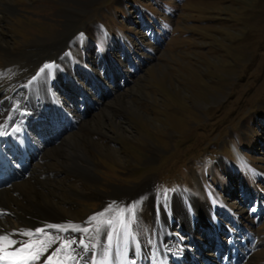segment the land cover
<instances>
[{"label": "rangeland", "instance_id": "374dc122", "mask_svg": "<svg viewBox=\"0 0 264 264\" xmlns=\"http://www.w3.org/2000/svg\"><path fill=\"white\" fill-rule=\"evenodd\" d=\"M10 108L27 115L3 135L29 156L0 198L17 221V202L83 222L101 196H136L124 210L152 253L141 264L163 232L191 251L184 264L226 252L264 264V0H0V119L14 121ZM63 149H81L91 173L68 172Z\"/></svg>", "mask_w": 264, "mask_h": 264}, {"label": "bare ground", "instance_id": "6f19581e", "mask_svg": "<svg viewBox=\"0 0 264 264\" xmlns=\"http://www.w3.org/2000/svg\"><path fill=\"white\" fill-rule=\"evenodd\" d=\"M24 96H26V93ZM28 105L30 104L28 103ZM9 113L11 114L12 120L14 121L8 122V120H6L7 117L0 119V131H3L4 133L8 130L10 125L13 126L19 123V121H24L27 117V115L24 116L25 117L24 119L21 113L19 114V116L17 115V113H11V108L8 113L6 112V115H9ZM32 117L34 119V116ZM32 117H28V118H32ZM66 132L67 131L65 130L64 134L63 133L62 134L67 135L65 134ZM60 135L61 134H59V136ZM40 137H42V135H40ZM11 139L12 138H9L8 136L0 135V159L3 161L2 163H4L3 166H0V198H2L4 191L8 189V184L10 182L13 183L14 181H17L16 177H14L13 174V172L15 171V168H13L15 167L14 164H18L20 161L21 163L23 162L27 163L25 160L27 159V157H29L27 155L28 153L26 154L25 151L16 152V149L14 148H12V151L6 149V146L3 145V142H9L11 141ZM22 141H25V139L18 141V143ZM61 141L62 143H64L65 140H63L62 138ZM26 144H29V141ZM63 150L65 151V152L62 151L63 155L67 157V159H69V163L66 165V170L68 172H71L73 174L76 173V175L79 174L84 175V177L91 173V164L89 162L90 160L81 149H79L78 152L76 151V153H73L74 151H69L65 149ZM100 150L102 152L107 153L106 148L104 149L101 148ZM18 155L19 158L16 160L15 156ZM5 158H8L6 160L8 163H6ZM82 160H84V162ZM10 168H13L14 171L10 172L9 171ZM23 168H27V164L24 165ZM23 168L21 167L20 169V173H22V175L25 170ZM30 168L33 169L32 171H35L36 165L35 164L34 166L31 165ZM3 173H6V176L2 177ZM26 177L28 179L31 178V176L29 175H26ZM138 191L140 192V195L143 194V191L140 190V188L138 189ZM117 196H121V194ZM101 198L103 200L102 207L95 214H92L91 217L85 214L86 216H84V218L86 220H84L83 222L77 221L76 218L73 216H68V217L65 216L56 204L51 202L49 203L45 202L41 198L40 200H35L31 202L30 209L24 206L22 203L17 202L16 211L19 212L18 213V216L20 218V222H19L14 218L15 213L14 211H12L13 209L12 210L6 209L7 204L5 205V203H3L2 200H0V203L3 205L0 206V210H1L0 235L13 234L11 235L10 238L15 242H19V241L32 242L34 244V251L37 248L41 247V245H39L36 242L45 239V236H50L52 238H55V243L49 241V243L46 245L47 251L44 252L43 255L39 257V259H36L33 262H29V264H141V262H144L145 256L147 257V255H149L150 257L152 253L150 250L149 253L147 252L146 255V252H144V248L141 247L142 245L139 243V241L133 240L131 235L132 231L126 223L127 216L129 215V212L127 210H124V213L122 214L121 217V220L125 221V225H127V228H125V226L122 224L118 226L117 239H115L112 248L110 247V245L108 246L106 240L107 228L109 226L108 221L109 220L113 221V216L117 213V211L124 209L125 208L124 205H126V203L129 202V200L136 198V196L135 197L131 196L129 198L119 197L118 199L113 196H101ZM7 211H9L12 215L6 214L5 212ZM100 213H104V215L101 216ZM93 216L97 217L95 221L91 219ZM49 225L64 226L67 230L59 231L55 228H49L48 227ZM40 228L45 229L44 234L33 235L31 237H27L19 234L20 232L23 231L34 232L36 229H40ZM84 228H87L88 231L83 232L80 230ZM81 239H83L84 241L83 245L80 244ZM96 239L99 241L100 247L98 249L92 248V245L89 244V242H93ZM64 241H71L72 243L70 246H66L62 248L58 253H56V255L52 257L51 261H48L47 257L51 255L52 251L55 248L60 247V245ZM218 242L220 245V240H218ZM85 245L87 246V249H85L84 247ZM20 246L21 245L18 243H13L11 247L4 246V251L14 252V250L19 248ZM179 247H181L180 242H178L174 238L169 237V235L166 234V232H163V236L157 238L153 245V249L155 250L157 256L152 257L151 260L152 264L167 263L166 253L168 252H174L172 253V255L178 256L177 257L178 262H176L177 264H184L185 261L191 262L193 260L191 251L182 247L181 250L182 252L178 254L175 252V250L180 249ZM204 247L207 246L204 245ZM129 250L132 251V256L127 255ZM69 257H73V258L70 259ZM202 257L205 261H208L210 263L212 262L211 260L213 258H215L216 260L218 259L219 260L217 262L218 264H220L222 261L217 257L224 258L225 261L223 263L225 264H232L235 261V256H233L231 261H229L230 259H228L227 252L226 254H223L221 256H217L216 253H212V254L207 253L206 256L202 255ZM0 264H14V261L13 258L6 257L5 259L0 260Z\"/></svg>", "mask_w": 264, "mask_h": 264}, {"label": "snow or ice", "instance_id": "6c2138e0", "mask_svg": "<svg viewBox=\"0 0 264 264\" xmlns=\"http://www.w3.org/2000/svg\"><path fill=\"white\" fill-rule=\"evenodd\" d=\"M53 67H54L53 64H45L39 70V72L43 73L45 71V69H51ZM37 75H39V73ZM33 79H35V77ZM14 131H15V129H14ZM4 134L5 133L3 131H0V135H4ZM164 198L167 199V190H165V197ZM134 209H135V206L130 207V208L127 209V211L129 213L133 214V217H134ZM120 213L123 214L124 213V209H121ZM100 215L103 216L104 213H100ZM91 219L93 221H95L97 219V217L93 216ZM111 223H112V221L109 220L108 224L110 225ZM120 223L122 225H124L125 228H127V225H125V221L124 220H121ZM48 227L49 228H55V229H57L59 231L67 230L64 226H59V225H49ZM80 230L83 231V232H87L88 231L87 228L80 229ZM44 233H45V229L40 228V229H36L34 232H32V231H23V232H20L19 234L27 236V237H31L33 235H39V234H44ZM11 235H13V234L0 235V260L5 259L6 257H11L14 260V264H22V262H25V261H27L29 259H31V260L39 259V257L41 255H43L44 252L47 251L46 245L49 243V241H51L52 243H55V238H52L50 236H45V239L39 240V241L36 242L39 245H41L40 248H37L35 251H29V252L25 253V249H32L34 247V244L32 242H29V241L15 242V241H13L10 238ZM111 239H112V236H111V234H109L108 235V240L111 241ZM13 243H18V244L21 245V247H19L15 252H5L4 251V246L11 247L13 245ZM71 243H72L71 241H64L60 245V247L55 248L52 251L51 255H49L47 257V260L51 261L52 257L54 255H56V253H58L62 248L66 247V246H70ZM80 244L81 245L84 244L83 239L80 240ZM84 247H85V249H87L86 245ZM69 258L72 259L73 257H69Z\"/></svg>", "mask_w": 264, "mask_h": 264}, {"label": "trees", "instance_id": "16d2710c", "mask_svg": "<svg viewBox=\"0 0 264 264\" xmlns=\"http://www.w3.org/2000/svg\"><path fill=\"white\" fill-rule=\"evenodd\" d=\"M166 160V159H165ZM153 169H154V167H153Z\"/></svg>", "mask_w": 264, "mask_h": 264}]
</instances>
